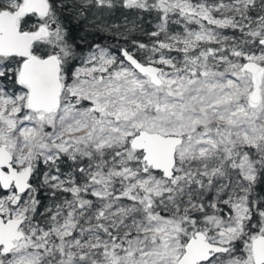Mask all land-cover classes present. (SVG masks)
Segmentation results:
<instances>
[{"label": "snow or ice", "instance_id": "1", "mask_svg": "<svg viewBox=\"0 0 264 264\" xmlns=\"http://www.w3.org/2000/svg\"><path fill=\"white\" fill-rule=\"evenodd\" d=\"M0 264H264V0H0Z\"/></svg>", "mask_w": 264, "mask_h": 264}]
</instances>
